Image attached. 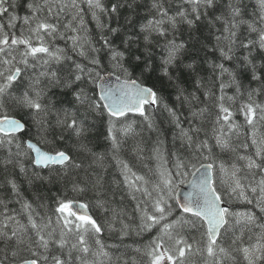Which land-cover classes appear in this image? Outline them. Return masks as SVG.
I'll list each match as a JSON object with an SVG mask.
<instances>
[{
	"label": "snow or ice",
	"instance_id": "snow-or-ice-1",
	"mask_svg": "<svg viewBox=\"0 0 264 264\" xmlns=\"http://www.w3.org/2000/svg\"><path fill=\"white\" fill-rule=\"evenodd\" d=\"M248 7L0 0V264H264Z\"/></svg>",
	"mask_w": 264,
	"mask_h": 264
},
{
	"label": "trees",
	"instance_id": "trees-1",
	"mask_svg": "<svg viewBox=\"0 0 264 264\" xmlns=\"http://www.w3.org/2000/svg\"><path fill=\"white\" fill-rule=\"evenodd\" d=\"M245 3H247V4L249 5L247 11H248L249 13H253V12L255 11V8H256V0H245ZM19 14H20L21 16H23L24 12H23L22 9L20 10ZM17 31H19V22H18V28H17ZM61 43H62V42H61ZM237 119L240 120V121H242V120H243V117H241V116H237ZM101 131H103V129H101ZM58 147H62V145H60V144H58V143H50L49 145L46 146V150H48V149H56V148H58ZM129 158L131 159V157H129ZM221 159H225V160H227L228 157H227V156H224V157H221ZM133 162L135 163L134 160H133ZM189 176H190V175H189ZM189 176H187V177L185 178V180H187ZM109 178L111 179V176H110ZM67 195H68L70 198H72V197H76V194H75V193H71V192H68ZM77 201H78V202H87L86 199H81V198H79V197H77ZM88 211L96 212L95 209H89ZM97 214H98V213H97ZM148 238H149L148 236H145V237H144V240L147 241ZM196 264H199L198 259H197Z\"/></svg>",
	"mask_w": 264,
	"mask_h": 264
},
{
	"label": "water",
	"instance_id": "water-1",
	"mask_svg": "<svg viewBox=\"0 0 264 264\" xmlns=\"http://www.w3.org/2000/svg\"><path fill=\"white\" fill-rule=\"evenodd\" d=\"M190 180H192V176L189 178L188 181H190ZM180 188H181L182 190H188V189H189V185L185 183V184H183V185H180Z\"/></svg>",
	"mask_w": 264,
	"mask_h": 264
},
{
	"label": "bare ground",
	"instance_id": "bare-ground-1",
	"mask_svg": "<svg viewBox=\"0 0 264 264\" xmlns=\"http://www.w3.org/2000/svg\"><path fill=\"white\" fill-rule=\"evenodd\" d=\"M190 177H191V175L188 177L187 181L189 180ZM181 185H183V184H181Z\"/></svg>",
	"mask_w": 264,
	"mask_h": 264
}]
</instances>
